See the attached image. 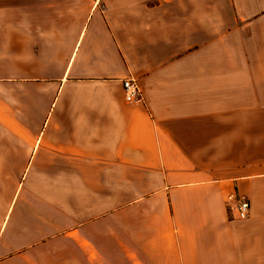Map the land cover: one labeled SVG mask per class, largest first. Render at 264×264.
<instances>
[{
	"label": "crops",
	"instance_id": "0c3cea01",
	"mask_svg": "<svg viewBox=\"0 0 264 264\" xmlns=\"http://www.w3.org/2000/svg\"><path fill=\"white\" fill-rule=\"evenodd\" d=\"M0 264H264V0H0Z\"/></svg>",
	"mask_w": 264,
	"mask_h": 264
},
{
	"label": "built area",
	"instance_id": "2783aa9c",
	"mask_svg": "<svg viewBox=\"0 0 264 264\" xmlns=\"http://www.w3.org/2000/svg\"><path fill=\"white\" fill-rule=\"evenodd\" d=\"M125 97L128 101L142 100V94L139 84L134 78H126L124 80ZM236 216L239 219H245L250 212V201L247 198L241 197L236 200Z\"/></svg>",
	"mask_w": 264,
	"mask_h": 264
}]
</instances>
